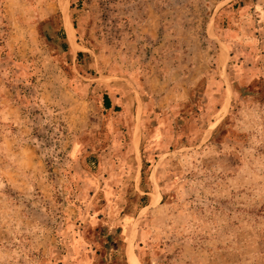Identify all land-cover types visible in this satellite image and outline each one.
I'll return each instance as SVG.
<instances>
[{
    "label": "rangeland",
    "instance_id": "1",
    "mask_svg": "<svg viewBox=\"0 0 264 264\" xmlns=\"http://www.w3.org/2000/svg\"><path fill=\"white\" fill-rule=\"evenodd\" d=\"M130 250L264 264V0H0V264Z\"/></svg>",
    "mask_w": 264,
    "mask_h": 264
},
{
    "label": "trees",
    "instance_id": "2",
    "mask_svg": "<svg viewBox=\"0 0 264 264\" xmlns=\"http://www.w3.org/2000/svg\"><path fill=\"white\" fill-rule=\"evenodd\" d=\"M63 42H64L63 45L66 46L65 36H64V34H63ZM76 56H77V58H80V57L82 56V54H81V53H77ZM102 105H103V107H104L105 109H110V108H111V103H110V100H109V98L107 97V95H103V96H102ZM112 110H113L114 112H117V111H119V107H112ZM140 199L143 200L144 197H140ZM143 206H145V205H142V207H143Z\"/></svg>",
    "mask_w": 264,
    "mask_h": 264
},
{
    "label": "bare ground",
    "instance_id": "3",
    "mask_svg": "<svg viewBox=\"0 0 264 264\" xmlns=\"http://www.w3.org/2000/svg\"><path fill=\"white\" fill-rule=\"evenodd\" d=\"M68 29H69V28H68ZM128 262H129L130 264H138V262H137V260H136V258H135V256L133 255V253H132L131 250L129 251V254H128Z\"/></svg>",
    "mask_w": 264,
    "mask_h": 264
}]
</instances>
